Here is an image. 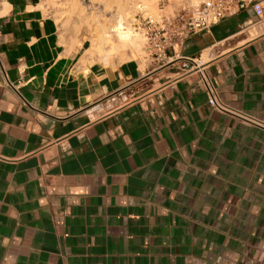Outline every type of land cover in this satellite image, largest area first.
Masks as SVG:
<instances>
[{
    "label": "crops",
    "instance_id": "crops-1",
    "mask_svg": "<svg viewBox=\"0 0 264 264\" xmlns=\"http://www.w3.org/2000/svg\"><path fill=\"white\" fill-rule=\"evenodd\" d=\"M39 2L0 0V264H260L264 17L82 64Z\"/></svg>",
    "mask_w": 264,
    "mask_h": 264
},
{
    "label": "built area",
    "instance_id": "built-area-1",
    "mask_svg": "<svg viewBox=\"0 0 264 264\" xmlns=\"http://www.w3.org/2000/svg\"><path fill=\"white\" fill-rule=\"evenodd\" d=\"M249 9L257 17H264V0H182L171 14H133L132 28L141 33L144 51L156 62L178 53L182 41L194 33L207 31L219 20ZM197 82L206 97V103L217 111L224 107L217 96L212 80L203 68L197 71ZM264 128V125H263ZM260 264H264V254Z\"/></svg>",
    "mask_w": 264,
    "mask_h": 264
},
{
    "label": "rangeland",
    "instance_id": "rangeland-1",
    "mask_svg": "<svg viewBox=\"0 0 264 264\" xmlns=\"http://www.w3.org/2000/svg\"><path fill=\"white\" fill-rule=\"evenodd\" d=\"M178 1V2H177ZM182 0H40L38 7L44 14L50 15L63 28L74 32L84 31L89 45L90 39L106 37L107 42L118 46L122 43L121 35L127 27L131 36L137 37L140 50L136 56L146 55L144 40L140 32L132 28V17L138 11L144 15L155 16L159 12L171 14ZM73 3L74 7H70ZM152 3V5H151ZM150 8V9H149ZM133 33V34H132ZM139 35V37H138ZM109 38L112 40L109 41ZM109 51L110 61L117 60L115 50ZM117 55V56H116ZM83 56V55H82ZM99 59L84 60L81 63L98 61ZM101 61V60H99Z\"/></svg>",
    "mask_w": 264,
    "mask_h": 264
},
{
    "label": "bare ground",
    "instance_id": "bare-ground-1",
    "mask_svg": "<svg viewBox=\"0 0 264 264\" xmlns=\"http://www.w3.org/2000/svg\"><path fill=\"white\" fill-rule=\"evenodd\" d=\"M70 7H74L73 3ZM130 34L126 27L123 31V34L121 35L122 43H120L118 46H114L112 43L107 42V38L103 36H100L95 39H90V46L84 55V59L91 60L95 58L101 60L102 62H110V54L109 51L106 50V47H108V49L111 51L115 50L117 53H121V51L130 52L131 50L138 52L140 50V44L138 43V39L136 36L133 37ZM110 40H112V38H109V41Z\"/></svg>",
    "mask_w": 264,
    "mask_h": 264
}]
</instances>
